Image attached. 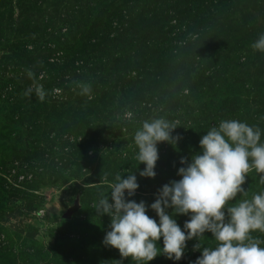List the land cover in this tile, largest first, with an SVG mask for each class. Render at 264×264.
<instances>
[{"label":"rangeland","instance_id":"obj_1","mask_svg":"<svg viewBox=\"0 0 264 264\" xmlns=\"http://www.w3.org/2000/svg\"><path fill=\"white\" fill-rule=\"evenodd\" d=\"M30 1L0 0V3H5V9L11 8L13 19L16 20L23 11L32 10ZM144 1L147 0H114V3L110 0H40L38 5L41 7L44 26L33 35L30 30L21 36L16 35L14 42L27 43V49L23 50L42 49L51 33L63 24L65 26L62 20L67 18L66 15L71 26H68L69 30H73L72 26L82 24L81 17L88 18V14L92 16L91 23L94 17L98 18L94 25L96 28L109 29L106 19L117 11V7L130 4L138 5L140 9ZM221 1L217 5L215 0L169 1V6H176L179 12H176V21H172L174 32L170 30L174 26H165L161 31L153 29L154 33L147 36L149 46L157 48L158 53V56L149 57L150 62L145 64L147 75L154 79L151 83L149 79V90L142 91L141 100L135 102L130 101L134 93L117 94L112 106L106 105L103 111L92 112V116H89L90 126L84 124L80 129L85 133L84 139L91 142L87 147L88 161L86 157L78 159L71 154L73 150L68 142H74L72 135L63 137L68 142H58L67 146L62 159L57 154L59 152H54L50 157L48 154H30L28 162L16 160L11 150L19 143L15 135L20 123L18 121L40 120L39 138L46 142L41 135L43 130L48 131L51 139L54 135L52 128L59 122H65L64 130L73 122H79L80 117L76 113L79 109L71 111L69 115L63 111L68 106L55 111L54 105H61L59 101L56 104L52 102L61 95L56 91L57 88L53 89L46 101L37 102L34 95L40 84L25 86L24 74L32 71L30 65L15 59L13 54L16 50L7 52L0 46V83L8 85V88L0 86V264H57L51 263L50 259L58 255L63 258V264H136L131 258L121 257L117 249L102 243L106 231L110 230L111 221L108 217L104 223L97 222V214L89 217L90 213H94L92 207L98 202V198L92 195L100 189H103L104 194H110L116 174H124L126 178L128 173L134 172L140 187L131 199L137 202L143 200L150 205L163 185L181 178L177 175L179 167L183 166L179 163L180 159H190L200 151L199 141L204 133L197 129L198 126L207 125L208 131L221 120L236 119L257 126L264 133V52L252 48V44L264 34V0H228L232 8L230 18L240 20L235 27L233 22L226 24L224 7L227 0ZM212 5L216 7L213 9ZM174 7L170 11H174ZM4 8H0V13ZM79 8L82 13L77 12L76 15L74 12ZM186 9L197 18H203L206 22L205 32L184 25ZM210 11L213 14H209ZM56 15H59L58 19ZM179 21L182 25H179ZM29 23L30 28L35 29L36 24ZM53 25L55 28L52 30ZM112 26L115 27L116 23ZM66 29H62L64 34L67 33ZM77 39L75 33L67 34L60 42L70 45ZM229 48L232 51L227 53ZM108 49L112 53L117 51L113 47ZM187 49L186 55L184 51ZM126 53L127 50L123 49L121 57ZM164 53L174 59L166 61ZM220 54L222 56L216 58ZM60 55H55V59ZM115 57V54L111 55V58ZM160 59L161 64H158L157 60ZM212 60L218 61L215 63ZM95 62V65L88 67L96 70L97 66H102L100 62ZM166 63L171 67L166 68ZM187 83L200 90L189 93L185 86ZM209 86L213 88L211 93L206 89ZM29 89H32V94L28 95ZM134 90L137 91V88ZM13 100L17 103H12ZM13 104L18 106L17 113L11 112L14 110L11 108ZM54 111L62 114L61 118L54 116ZM127 111L134 113L131 121L124 119ZM85 113L81 115L84 118ZM160 116L179 122L173 136L177 135V130L186 133L175 146L167 142L158 145L157 175L155 178H143L139 176V171L145 165L139 164L136 159L137 148L133 137L144 120ZM63 128L59 127L55 131ZM79 137H75L76 142L83 139V136ZM68 160L71 162L68 163ZM260 175L255 170L250 171L243 185L247 195H238L228 206L243 199H251L254 194L264 191V184L259 182ZM75 185L77 188L73 192L72 187ZM39 211L43 213L39 214ZM67 213L69 215L66 216ZM147 214L158 220L154 211L149 210ZM78 218L83 219L82 223L77 222ZM176 219L183 225L189 217L179 215ZM78 224L86 227L77 228ZM85 230L86 234L82 233ZM252 236L264 247V233L257 231ZM189 243L187 246L192 253L190 259L174 262L166 255H159L149 264H189V261L194 264L201 253L195 249L193 242ZM216 243L211 236L206 247L214 248ZM157 246L161 247L162 252V239Z\"/></svg>","mask_w":264,"mask_h":264},{"label":"clouds","instance_id":"obj_2","mask_svg":"<svg viewBox=\"0 0 264 264\" xmlns=\"http://www.w3.org/2000/svg\"><path fill=\"white\" fill-rule=\"evenodd\" d=\"M252 48L264 52V34ZM80 88L82 95L91 98L89 85L81 84ZM36 91L43 100L42 86ZM31 92L29 89L26 94ZM133 117L131 111L124 115L128 121ZM178 123L160 116L144 120L137 128L133 137L136 159L145 165L140 177H156L158 145L177 144L179 137L173 132ZM262 135L257 126L236 119L221 120L201 137L199 152L190 159H180L183 166L177 175L181 178L163 185L150 205L131 199L140 187L134 172L126 178L116 174L110 194H101L93 206L98 216L107 215L111 221L102 243L136 264H149L159 255L176 262L183 258L187 241H199L205 233H211L216 246L200 248L197 243L195 249L201 255L194 264H264V247L252 236L253 232L264 233V191L228 206L238 195H247L243 185L250 171L262 174L259 182L264 184ZM149 210L158 220L147 214ZM179 215L189 217L183 227L177 222ZM161 239L162 252L157 246Z\"/></svg>","mask_w":264,"mask_h":264},{"label":"trees","instance_id":"obj_3","mask_svg":"<svg viewBox=\"0 0 264 264\" xmlns=\"http://www.w3.org/2000/svg\"><path fill=\"white\" fill-rule=\"evenodd\" d=\"M110 1L114 3V0ZM169 1L172 0H147L144 1L145 4H143L144 6H141L140 9L138 5L130 4H124L120 7H117V11L112 12V14L109 15V17L106 19V26L109 29L96 28L94 25L98 18L94 17V21L91 23L92 16L88 14V18L81 17L82 24L72 26L73 30H69L68 26H71L68 20L69 17L68 15H66L67 18H63L62 20V22H65V26L63 24L62 27L58 29L56 28L55 32L51 33L47 41L43 43L42 49L40 50H23L27 49V43L14 42V38L16 35L21 36L22 33L25 34L27 30H30L33 35L36 33L38 28H42L44 26L41 7L40 4L38 5L40 0H31L30 3L33 6H30V8L32 10L23 11L21 17L19 16L16 20L13 19V11H11V8L5 9V3H0V8H4V10H2L3 12L0 13V46L3 50H8L7 52L16 50L14 52L15 54H13L15 59L18 61L23 60L27 65H30L29 67L31 68L30 70H32L31 73L33 75L30 77L29 72H25V86H30L33 83H35L36 85H38L39 83L40 86H42V90L45 93V97L43 100L39 98L38 94H33L35 96L34 98L39 103L42 101H46L47 97L51 95L53 89L57 88L61 95L58 97L57 101L52 102L56 104V102L59 101L61 105H54V108H56L55 111L60 107L68 106L69 108L67 110H63L67 111L65 112L66 114L69 115L71 111L79 109V111L77 110L76 113H78L77 115L78 117H80V119L78 120L79 122H73L72 124L66 126L65 130L63 128L65 126V122H59L58 125H55L52 128V130H54V135L51 137V139L50 136H48L49 134H47L48 131L43 130V133L41 135L45 138L46 142H42L39 138V123H41L40 120H38L37 118H33V120L29 119V121H18L20 123H18V128H16L15 130V135L17 136V138H19V143L17 144V147L11 150L17 161L28 162L29 155L34 153L41 156L43 154H48V156L50 157L54 152H59L57 154H59L60 159H62V153L65 151V149H67V146H65V144H59L58 142H60L61 140L68 142V140H65V138L63 137L68 138L70 135L73 136L74 140V142L72 143L68 142V144H70V149L73 150L71 154L78 159L86 157L88 161L89 156L87 155V151L89 149L87 147L90 146L91 142L84 139L86 137L85 133L80 129L84 127V124L90 126L88 125L91 123L89 116H92V112L97 113L101 110L103 111V109L106 108V105L112 106L117 94L120 95L121 93H123L125 95L126 93H128L129 95H132L134 93L133 99L130 101L135 102L141 100L140 95L142 96V91L149 90V79L150 83L154 79L150 78V76L147 75V72L145 71L147 69H145V64L147 62H150L149 57H154V55L158 56V53L157 48L152 49L149 46L148 42L150 40L147 36H150L154 33L153 29L161 31L165 26H174V24H172V21H176V12H179L176 11V6H169ZM223 1L226 0H222L221 2ZM215 2L217 5V2L219 3V0H215ZM160 5H162V7ZM216 5H212L211 8L214 9ZM172 7H174V11H170V8ZM80 9L81 8H79V10L74 13H76V15H78L79 12L82 13ZM224 10L227 14L224 15L226 24H231L233 22V27H235L238 23H240V20L235 21V19L230 18V14H232V8L231 3H229L228 0L227 5H225L224 7ZM105 11H107V9ZM28 12L30 13L28 14ZM107 13L108 12H105V14ZM185 13L186 18L184 20V25H186L189 29L199 28L203 32H205L204 25H206V22L203 20V18H197L196 16L192 15L191 11L187 9ZM209 14H213V12L210 11ZM34 17L35 19H33ZM58 17L59 15L55 16V18L57 19ZM29 21L36 24L35 29L30 28ZM113 23H116L115 27L112 26ZM179 25H182L180 21ZM54 26L55 25H53L52 30L55 28ZM228 26L231 28V25ZM64 28H67L66 34L62 32V29ZM170 30H173L174 32L175 26L173 28H170ZM73 33H75L78 37L76 42H73L70 45L65 44V42L63 41L62 43L60 42V39L66 37L67 34L70 35ZM112 34L113 36H111ZM137 35L139 37H137ZM91 41L93 43H91ZM110 47H113V49H117V51H115L114 53L110 52L108 49ZM123 49L127 50V55L121 57ZM230 49L231 48L227 49L226 52L228 53L232 51V49ZM154 50H156L155 53H153ZM188 51L189 49L184 51L186 55ZM58 53H60L61 55L59 58L55 59V55H57ZM113 54L116 55L115 58H111V55ZM160 54L162 53L160 52ZM163 55L166 61L174 59V57H169L168 55L166 56L165 53ZM221 56L222 54H220L216 58H219ZM95 61L100 62L102 66H97L96 70L88 67L89 65H95ZM217 61L218 60H212V62L215 63ZM157 62H159L158 64H161V59L157 60ZM165 65L166 68L171 67L168 66L167 63ZM102 81H104L103 84ZM159 82H161V80H159ZM81 84L89 85L91 87V98H89V96L87 95L81 94ZM0 86L3 88H8V85L6 83H0ZM185 86H187V90H189V93L191 94H194L197 92V90H200L199 87L194 88L193 84L191 86L190 83H187ZM114 87L117 88L116 91L113 90ZM136 88L137 91L134 90ZM206 89L208 90V93H211V91L213 90L211 86L207 87ZM207 92H201V94ZM10 98L14 99V97ZM12 103L17 102L13 100ZM15 105L16 104H13L11 106V108H14V110H11L12 113H17L18 106ZM72 106H74V108H71ZM55 111L53 112L54 116L61 118L62 114H58V112ZM84 113L85 118L81 116L84 115ZM77 126L80 128L78 129ZM59 127H62L63 129L55 131V129ZM207 128V125L197 127V129H200V131H202L204 134H206ZM50 133L52 132L50 131ZM185 133L186 132H182V130H177L176 136H178L179 139H182L181 137L185 136ZM79 136H83L82 138L85 141H83V139H79V142H76L75 137ZM187 136H189V134ZM76 145L78 146L76 147ZM70 162L71 161L68 160V163ZM64 165L67 166L66 164ZM78 170L79 169L75 171ZM72 188L73 192H75L74 188H77V186L75 185ZM101 194L106 195L103 193V189L98 190L92 196H96L99 199ZM92 210H94V207H92ZM93 212L94 213L89 214V217L97 214L95 210ZM107 218V215H104L102 217L97 216L96 221L104 223L105 219ZM82 221L83 219L81 218L77 219V222L79 223H82ZM180 226L183 227V225L181 224ZM76 227L85 228L86 225L78 224ZM82 233L86 234V230L82 231ZM211 236V233H205L203 237H200L199 241L193 239L187 241V244L189 242H193L195 246L197 243H199V247L203 248L204 246L206 247ZM198 252L201 253L200 251ZM191 254L192 253L190 252V247L187 246L182 259H184L185 261L190 259ZM58 256L57 258L53 257L52 259H50L51 263L63 264V258H61V256ZM188 263L192 264V262L190 261Z\"/></svg>","mask_w":264,"mask_h":264},{"label":"built area","instance_id":"obj_4","mask_svg":"<svg viewBox=\"0 0 264 264\" xmlns=\"http://www.w3.org/2000/svg\"><path fill=\"white\" fill-rule=\"evenodd\" d=\"M40 213L39 214H42L43 212L42 211H39Z\"/></svg>","mask_w":264,"mask_h":264},{"label":"water","instance_id":"obj_5","mask_svg":"<svg viewBox=\"0 0 264 264\" xmlns=\"http://www.w3.org/2000/svg\"><path fill=\"white\" fill-rule=\"evenodd\" d=\"M69 215V213L66 214V216Z\"/></svg>","mask_w":264,"mask_h":264}]
</instances>
